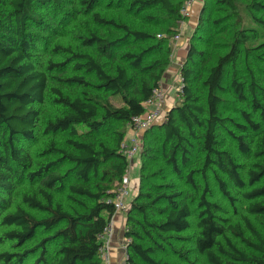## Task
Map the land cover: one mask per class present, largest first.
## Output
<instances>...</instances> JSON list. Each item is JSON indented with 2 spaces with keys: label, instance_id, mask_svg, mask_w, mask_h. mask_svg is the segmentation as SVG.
Returning <instances> with one entry per match:
<instances>
[{
  "label": "trees",
  "instance_id": "obj_1",
  "mask_svg": "<svg viewBox=\"0 0 264 264\" xmlns=\"http://www.w3.org/2000/svg\"><path fill=\"white\" fill-rule=\"evenodd\" d=\"M187 1L137 3L142 8L160 7L168 15L163 33L153 38L94 14L96 24L122 34L108 40L94 32L82 40L86 49L95 50L107 63L56 44L52 52L64 51L68 58L63 62L49 59L44 71L37 46L49 42L41 34L55 30L52 21L46 19V12L55 16L54 24H64L63 9L70 0H0V241L17 249L1 253L0 264H105L104 237L115 216V191L128 170L120 149L125 137L112 125H128L133 117L142 115V104L155 89H160L172 54L169 43L179 33L183 20L180 11ZM239 1L219 3L238 15ZM246 1L244 10L248 17L264 29V0ZM82 2L90 11L99 0ZM205 13L206 7L199 27L210 24ZM212 25L217 29L220 23L215 21ZM235 33L236 41L230 51L217 57L214 66L205 72L203 94L197 95L201 91L190 87L194 71H182L183 98H179V104L167 114L161 127L151 128L162 131L164 136L163 159L159 169L150 175L162 181L147 186L141 182L145 186L139 195L143 201L131 206L130 212L139 220L133 221L135 226L126 234L131 240L127 247L128 264H168L161 257L164 245L181 241L190 229L192 211L181 199L176 177H184L193 186L195 170L188 168L195 144L203 156L202 172L214 166L243 191L248 202L239 224L225 228L216 215L219 207L207 199L205 186L197 204V253L207 264H264V103L258 102L256 84L250 86L255 97L250 104L251 113L237 111L245 125L222 115L220 94L224 92L227 73L236 67L247 46L243 32ZM151 40L154 45L148 49L119 52L130 42ZM153 52L158 59L150 62ZM208 54L192 44L186 62L201 64ZM67 64H73L72 68L84 76L53 73ZM235 77L233 73V95L246 107L245 85ZM106 95L120 100L122 105H114ZM49 96L61 112L42 131L39 107L45 105ZM228 124L242 133L236 140L245 155L249 153L246 135H261V151L255 153L258 162L247 170L245 180L232 156L218 148V131ZM43 134H63L68 138L62 144L50 139L35 155L31 146ZM217 183L221 193L230 198L226 182L217 179ZM12 197L17 202L13 207ZM154 213L157 219L152 216ZM128 221L132 223L130 217Z\"/></svg>",
  "mask_w": 264,
  "mask_h": 264
},
{
  "label": "rangeland",
  "instance_id": "obj_2",
  "mask_svg": "<svg viewBox=\"0 0 264 264\" xmlns=\"http://www.w3.org/2000/svg\"><path fill=\"white\" fill-rule=\"evenodd\" d=\"M82 1L87 0H70L67 6L63 9L65 18L64 24H60V22L54 24L55 16H53L50 11L46 12V19L50 22L52 21L51 26L55 28L53 32L49 34H41V31L36 30V33L41 34L44 37V41L46 38L49 41L46 44L44 42L37 46L38 54L42 59L44 71H46L47 61L49 59H52L55 62H63L68 58V55L64 51L59 50L57 53L52 52L53 46L56 44L78 53L90 54L97 61L107 63V60L104 57H101V55L95 50L86 49L82 44V40L89 37V34L94 32L108 40L119 38L122 34L113 29L103 28L96 24L93 20L94 14H99L102 18L107 20H115L116 22L126 24L132 30L149 34L151 38L155 35L162 34L163 29L166 28L167 21L169 20L168 15L160 7L142 8L137 4L139 1L146 0H99L98 4L93 6L90 11H87V3L84 4ZM172 1L173 3H177L178 0ZM219 1L221 0H201L200 8L197 13H195V16L192 17L191 15L186 21L187 26L185 28H182L181 26L179 28V32L182 33L181 40L184 39L188 44L184 54L180 57H177L176 48L182 41H180L175 48L171 49L172 54L170 57V64L166 69L165 74L174 66V64L177 65V69L173 73L174 78H172V82H175L170 83L173 88V93L171 96L172 101L169 103L171 108H169L170 106L166 108V116L175 105L179 104L177 99L178 96L183 98V77L181 72L185 70L194 71L195 76L193 77L194 79L192 80L190 87L194 91H201V93L196 94L202 95L203 91L201 83L205 79V72L214 66L217 57L223 56L230 51L232 45L236 41L234 40L236 35L235 32L242 31V35L247 37V46L243 48V55L238 61L236 67L227 73L223 86L224 92L220 94V97L223 101V117H228L239 125H245L242 118L237 114V111L245 110L251 113L250 104L252 103L253 98H255L250 92V86L252 84H256V96L258 102L264 103V29L257 26V24L248 17V14L244 10V4L247 2L246 0H240L238 2V15L230 13L223 4L219 3ZM204 7H206L205 16L209 17L210 24H205L204 26L199 27V20ZM257 17L259 16L257 15ZM215 21H219L220 23V26L217 29L212 25ZM238 38H240L239 35ZM192 44L198 51H206L209 53L204 60L201 61V64L194 65L186 62ZM153 45V40L143 43L130 42L128 46L120 47L119 52L126 50L132 52L140 51L142 49L145 50ZM148 59H150V62L158 59L157 54L153 52ZM72 66L73 64H67L64 68L53 70V73L58 74L59 76L76 74L84 76L81 71L74 70ZM233 73L236 74V80L245 85L244 96L246 99V107L245 104L240 103L233 95V90L231 88ZM64 93L68 94L71 93V91H64ZM50 96L47 97L45 105L39 107L41 111L40 126L42 131H44L46 123L61 112L60 108L53 105ZM106 97L114 105H122L120 100L114 99L110 95H106ZM166 119L167 118L161 123L155 125V128L161 127ZM112 127L121 131L125 140L133 134V131L128 125L114 123ZM79 129L82 132L86 131L82 128ZM241 135L242 133L239 132L237 128L230 124L226 125L225 128L218 131V148L219 150L228 152L232 156L234 162L239 165L240 174L245 180L247 170L252 164L258 162L255 153L256 151H261V135H253L251 133L246 135L245 142L249 148V153L246 155L239 150L237 144L236 136ZM137 136L141 141V152L127 170L126 175H128L131 180V188L126 201V210L120 213L123 217V224L125 221L124 228L122 224L120 232H124L125 239H127V231L135 226L133 221L139 220L135 213L130 212L132 204L134 202L141 203L143 201L139 195L141 192L145 191V186L159 184L162 181L161 179L150 176L154 170L159 169L160 163L163 159L161 146L164 143V136L162 131L150 129L149 131L138 133ZM65 138H68V136L63 134L45 136L43 134V136L39 137L38 141L31 146V150L37 155L45 148V144L50 139H57L60 141V144H62ZM193 143L195 144V142ZM197 149L198 148L195 144L194 149L191 151V164L188 168L189 171L191 169L195 170L193 186L189 185L184 177L178 179L175 176L179 190L182 192L181 199L190 207L192 217L190 219V229L182 235L183 239L181 241L173 242L169 246L164 245L165 250L161 254V257L167 261L168 264H207L204 257L200 256L195 248V240L198 234L197 204L205 186L208 187L209 193L207 199L219 207L220 210L216 212V215L219 217L220 223H222L225 228L237 226L241 217L245 215L248 206V202L242 196L243 191L237 189L226 174H223L214 166H211L209 169H205V172H202L204 160L203 156ZM66 168L67 166L62 170ZM166 172L168 173V171ZM148 176L150 178L145 180V177ZM217 179H222L226 182L230 198H226L221 193ZM141 182H143L145 186H142ZM16 203V198L12 197L10 205L13 207ZM152 216L155 217V219L158 218V215L155 213L152 214ZM129 217L132 221L130 224L128 221ZM113 234L114 229L110 223L109 232L107 234L109 236L108 239L111 240ZM1 236L2 230H0V237ZM5 251L16 252L17 249H12L8 244H3V242L0 241V254ZM125 257L126 254L122 256V263L125 261ZM103 260L106 264L112 263L111 257L106 252L103 254ZM29 263L30 261L27 264Z\"/></svg>",
  "mask_w": 264,
  "mask_h": 264
},
{
  "label": "built area",
  "instance_id": "obj_3",
  "mask_svg": "<svg viewBox=\"0 0 264 264\" xmlns=\"http://www.w3.org/2000/svg\"><path fill=\"white\" fill-rule=\"evenodd\" d=\"M195 3V0H188L185 6L181 9L180 14L183 18L180 21V26H185L186 20L190 17V9ZM182 33L179 32L169 43L171 48H175L181 41ZM180 96H178L179 100ZM144 113L140 116L133 117L128 123V127L133 131L121 144V152L128 162V168L137 159L141 152V141L137 136L138 133H143L151 129L153 126L161 123L166 118V108L164 104V96L161 89H155L149 100L142 104ZM131 188V180L128 175H124L119 186L115 191L114 209L115 213L124 212L126 210V201ZM110 227V224H109ZM109 232V228L106 235ZM105 235V236H106ZM131 243L130 239H124V254L126 259L123 264L127 263V247Z\"/></svg>",
  "mask_w": 264,
  "mask_h": 264
},
{
  "label": "crops",
  "instance_id": "obj_4",
  "mask_svg": "<svg viewBox=\"0 0 264 264\" xmlns=\"http://www.w3.org/2000/svg\"><path fill=\"white\" fill-rule=\"evenodd\" d=\"M201 5V0H195V3L192 5L191 9H190V17L192 15L195 16V13H197V11L199 10ZM189 17V18H190ZM187 26V24L185 23V26L183 28H185ZM182 31V29H181ZM182 42L178 45V47L176 48V52H177V57H180L182 54H184L185 49L187 48V44L186 41L184 39L181 40ZM179 59V58H178ZM177 69V65L174 64L173 67H171L169 69V71H167V73L165 74V77L163 79V81L161 82L160 85V89L162 90L163 96H164V104H165V108H168L170 105V101H172V86L170 85V83L172 82V78H174V71H176ZM175 82V81H173ZM172 82V83H173ZM167 105V107H166ZM171 108V106L169 107ZM122 212L119 213H115V216L113 217L111 224L112 227L114 229V234L112 236V239H108L109 236L106 235L104 237V249H103V254L106 252L108 253V255L111 257L112 259V263L111 264H123L121 262L122 256L124 255V232L121 231L122 228V224H123V217L120 214ZM125 224V221H124ZM124 224H123V228H124ZM106 264V263H105Z\"/></svg>",
  "mask_w": 264,
  "mask_h": 264
}]
</instances>
